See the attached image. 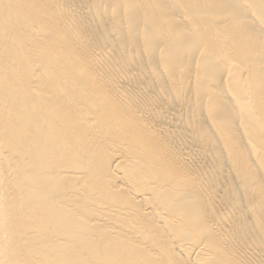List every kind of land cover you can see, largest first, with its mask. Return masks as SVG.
<instances>
[{
    "label": "bare ground",
    "instance_id": "bare-ground-1",
    "mask_svg": "<svg viewBox=\"0 0 264 264\" xmlns=\"http://www.w3.org/2000/svg\"><path fill=\"white\" fill-rule=\"evenodd\" d=\"M0 264H264V0H0Z\"/></svg>",
    "mask_w": 264,
    "mask_h": 264
}]
</instances>
